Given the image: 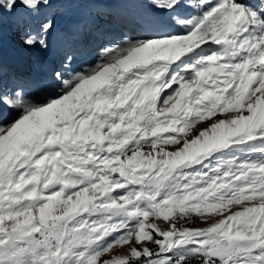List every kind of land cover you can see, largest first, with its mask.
<instances>
[{
    "label": "snow or ice",
    "instance_id": "6c2138e0",
    "mask_svg": "<svg viewBox=\"0 0 264 264\" xmlns=\"http://www.w3.org/2000/svg\"><path fill=\"white\" fill-rule=\"evenodd\" d=\"M0 264H264V0H0Z\"/></svg>",
    "mask_w": 264,
    "mask_h": 264
},
{
    "label": "rangeland",
    "instance_id": "374dc122",
    "mask_svg": "<svg viewBox=\"0 0 264 264\" xmlns=\"http://www.w3.org/2000/svg\"><path fill=\"white\" fill-rule=\"evenodd\" d=\"M12 39H13V37L12 36H9L8 37V40H9V42L11 43V41H12ZM161 227H163V225H160ZM196 226H198V227H203L204 225H196Z\"/></svg>",
    "mask_w": 264,
    "mask_h": 264
}]
</instances>
